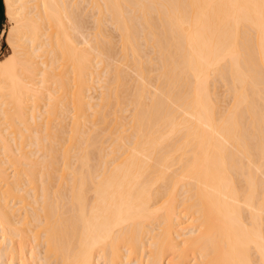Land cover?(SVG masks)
Here are the masks:
<instances>
[{
    "label": "bare ground",
    "instance_id": "obj_1",
    "mask_svg": "<svg viewBox=\"0 0 264 264\" xmlns=\"http://www.w3.org/2000/svg\"><path fill=\"white\" fill-rule=\"evenodd\" d=\"M3 5L0 264H264V0Z\"/></svg>",
    "mask_w": 264,
    "mask_h": 264
},
{
    "label": "rangeland",
    "instance_id": "obj_2",
    "mask_svg": "<svg viewBox=\"0 0 264 264\" xmlns=\"http://www.w3.org/2000/svg\"><path fill=\"white\" fill-rule=\"evenodd\" d=\"M7 28H8V23H6V19H5V17H4V7H3V4H2V0H0V33L2 32V31H6L7 30ZM10 54V51L8 50V47H7V45L5 44V41H4V38H3V36L0 38V60H2V59H4L5 57H7L8 55ZM95 91H96V94H97V90H96V88H95ZM91 94H89V95H93V97H94V94H95V92H90ZM88 95V96H89ZM93 97H91V98H93ZM95 98H96V95H95V97L93 98V100H95ZM92 102V101H91ZM94 102V101H93ZM183 221V223H182V225L184 226V225H187L186 223H188L185 219H183L182 220ZM181 221V222H182ZM186 221V222H185ZM123 255H125L124 253H123ZM38 260V259H37ZM37 260H36V262H37ZM35 262V263H36ZM29 263H31V261H29ZM36 264H39V263H36Z\"/></svg>",
    "mask_w": 264,
    "mask_h": 264
},
{
    "label": "crops",
    "instance_id": "obj_3",
    "mask_svg": "<svg viewBox=\"0 0 264 264\" xmlns=\"http://www.w3.org/2000/svg\"><path fill=\"white\" fill-rule=\"evenodd\" d=\"M2 4H3V0H2ZM3 7H4V5H3ZM4 17H5V13H4ZM5 19H6V18H5ZM6 23H7V21H6ZM5 32H6V31H5ZM5 32L2 31V32L0 33V38L3 36L4 41H5ZM5 44H6V42H5Z\"/></svg>",
    "mask_w": 264,
    "mask_h": 264
}]
</instances>
